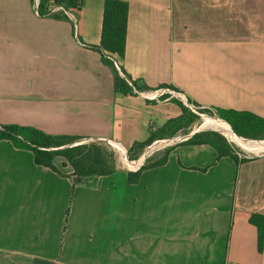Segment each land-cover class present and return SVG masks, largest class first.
Returning a JSON list of instances; mask_svg holds the SVG:
<instances>
[{"label":"crops","instance_id":"obj_1","mask_svg":"<svg viewBox=\"0 0 264 264\" xmlns=\"http://www.w3.org/2000/svg\"><path fill=\"white\" fill-rule=\"evenodd\" d=\"M81 1L77 38L61 11L41 17L33 0H0V126L118 144L135 157L74 185L63 157L61 175L0 141V264H264V152L234 150L237 162L197 133L160 136L185 103L152 98L170 88L200 108L264 118V0H122L118 65L145 97L120 91L101 49L106 0Z\"/></svg>","mask_w":264,"mask_h":264},{"label":"trees","instance_id":"obj_2","mask_svg":"<svg viewBox=\"0 0 264 264\" xmlns=\"http://www.w3.org/2000/svg\"><path fill=\"white\" fill-rule=\"evenodd\" d=\"M51 1L52 0H39L38 11L41 17H45L48 14V7ZM53 1H55L56 5H65L66 7L82 8L83 4L81 0ZM33 3H35V0H33ZM128 18L129 4L127 2L122 0L105 1L101 49L106 55L115 57L118 61L123 59L126 54ZM117 86L121 92H133V89L129 83H127L125 79L121 78V76H118ZM216 112L220 119L230 124L235 134L247 139L264 140V136H261V133L264 134V118L258 117L252 113L237 112L233 110H218ZM186 113H188V111L187 108L184 107L183 117H185ZM176 122L178 121L169 122L164 128V132L160 136H163L164 133L166 134L170 127ZM155 139L156 135H152L147 143L137 144L136 149L141 152V150H143L146 146L151 145ZM3 140L13 143L17 148L32 151L35 155L37 164L50 168L61 175L62 172L55 166L54 161L58 156L63 157L74 169V185L83 182V180L87 178L110 175L114 170L106 169L98 171L94 169V164L98 163L102 157L100 152H98L97 155L92 153L87 155L86 153L81 152L82 150L86 151L89 148L88 146H75L61 149L77 141H80V139L76 137L52 136L31 127L9 125L0 126V141ZM199 143L213 145L218 151V159L225 156H230L238 162V158L232 149L224 150L214 142L207 140H200ZM129 157L130 159H134L135 157V154L132 153V150L129 152ZM165 162L166 159L154 165L143 166L142 169L137 173L129 175V182L137 183L140 180L144 170L152 166H161Z\"/></svg>","mask_w":264,"mask_h":264},{"label":"rangeland","instance_id":"obj_3","mask_svg":"<svg viewBox=\"0 0 264 264\" xmlns=\"http://www.w3.org/2000/svg\"><path fill=\"white\" fill-rule=\"evenodd\" d=\"M34 4H36V0H35ZM34 4H33V7H35ZM120 76H121V78L125 79L124 77H122V75H120ZM137 90L140 91V89H138V88H137ZM189 104H190V107L185 105V107L187 108V111H188V113H186L185 117H183L179 122H177L173 126H171L166 134L171 135L173 132L180 129V130H182L181 131V134H183L182 136H187V135H191L193 133H197L195 135H199L202 139L210 140V141L220 145L221 147L223 146V141H224V144L230 146L233 151L236 150L240 154L242 153V154H246L249 156H255L256 155V154L251 153V152L244 153L243 149L236 146L234 143L230 144L229 142H226L225 138H223V136L221 134H218L215 132L203 131L204 125L206 122L205 118L216 117L215 116L216 113H214L213 111L208 110V109H201L192 103H189ZM217 118H219V117L217 116ZM207 134H210V135H207ZM261 136H264V134L261 133ZM68 146H69V148L75 147V146H88L89 150L87 149L86 151L85 150L81 151L83 153H86L87 155L89 153L97 155V153L100 152L102 158L98 163L94 164L95 165L94 169H96L98 171L106 170V169L107 170H110V169L113 170L117 165H120L119 159H120V161H121V159L124 161V159L129 154L127 152V153H124V156H123V153H121V151L116 147V144L103 143V142L77 141V142H75L71 145H68ZM160 147H162V146H160ZM55 150H59V149H55ZM154 156L153 155L150 156L149 159H152ZM125 165H126V162H125ZM126 167H128V165H126Z\"/></svg>","mask_w":264,"mask_h":264},{"label":"bare ground","instance_id":"obj_4","mask_svg":"<svg viewBox=\"0 0 264 264\" xmlns=\"http://www.w3.org/2000/svg\"><path fill=\"white\" fill-rule=\"evenodd\" d=\"M206 122L204 125V130H215L221 132L229 141L237 145L238 147L247 150L248 152L254 154H260L264 152V141H256L245 139L243 137H239L236 135L230 128L229 124L222 119L219 118H205ZM116 147L121 151V153H126V149L122 146L116 144ZM144 158H142L137 164L136 167L143 163ZM126 165L131 169L136 168L134 164L129 163L126 159Z\"/></svg>","mask_w":264,"mask_h":264},{"label":"built area","instance_id":"obj_5","mask_svg":"<svg viewBox=\"0 0 264 264\" xmlns=\"http://www.w3.org/2000/svg\"><path fill=\"white\" fill-rule=\"evenodd\" d=\"M53 3V6L54 8L51 9L47 15H50L52 13H56V12H63L67 17L70 18V20L72 21L73 25H74V31H75V35L77 36L78 38V34H79V24H78V18H77V15L76 13L81 9L79 7H66L65 5H56L55 4V1H51L50 4ZM38 7H39V0H36V4H35V8H36V11H37V15H39V11H38ZM40 16V15H39ZM109 56V55H108ZM111 59H113L114 63H115V66L116 68L118 69L120 75H122V77H124L126 79V81L130 84V86L132 87L133 89V92H136L137 94L141 95V96H147L146 95V92H143V91H139L137 90V88L134 86L133 82L128 78L126 77L120 70L119 68V65H118V61L115 57H112V56H109ZM158 92H160V96H165L166 94H169L170 96H174L175 98H178V99H181L185 105H187L188 107H190V104L188 103V101L183 97V95H181L180 93L176 92L175 90L173 89H170V88H166V89H161L160 91H157L155 95L157 96H154L153 95V99H156L158 98ZM151 94H154V93H151ZM151 96V95H150ZM200 108V107H199ZM201 109H204V108H201ZM215 114L216 117H212V118H217V112L216 111H213ZM220 119V118H219Z\"/></svg>","mask_w":264,"mask_h":264},{"label":"water","instance_id":"obj_6","mask_svg":"<svg viewBox=\"0 0 264 264\" xmlns=\"http://www.w3.org/2000/svg\"><path fill=\"white\" fill-rule=\"evenodd\" d=\"M71 147V146H70ZM65 148H69V146H67V147H63V148H61V149H65Z\"/></svg>","mask_w":264,"mask_h":264}]
</instances>
